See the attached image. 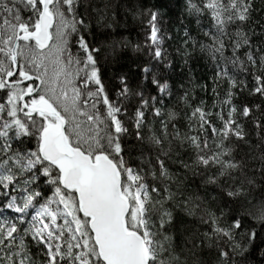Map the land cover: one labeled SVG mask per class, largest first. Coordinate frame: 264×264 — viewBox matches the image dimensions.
Masks as SVG:
<instances>
[{
	"label": "snow or ice",
	"instance_id": "6c2138e0",
	"mask_svg": "<svg viewBox=\"0 0 264 264\" xmlns=\"http://www.w3.org/2000/svg\"><path fill=\"white\" fill-rule=\"evenodd\" d=\"M0 264H264V0H0Z\"/></svg>",
	"mask_w": 264,
	"mask_h": 264
}]
</instances>
